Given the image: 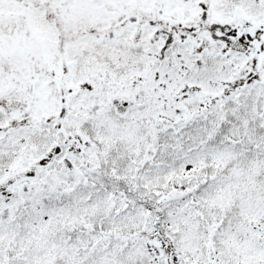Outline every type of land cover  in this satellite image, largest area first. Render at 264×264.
<instances>
[{
    "label": "snow or ice",
    "instance_id": "snow-or-ice-1",
    "mask_svg": "<svg viewBox=\"0 0 264 264\" xmlns=\"http://www.w3.org/2000/svg\"><path fill=\"white\" fill-rule=\"evenodd\" d=\"M0 264H264V0H0Z\"/></svg>",
    "mask_w": 264,
    "mask_h": 264
}]
</instances>
